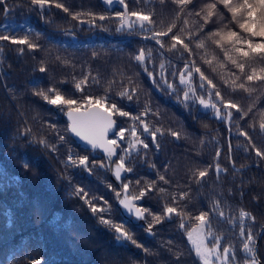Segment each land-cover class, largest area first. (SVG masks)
<instances>
[{
	"label": "trees",
	"instance_id": "obj_1",
	"mask_svg": "<svg viewBox=\"0 0 264 264\" xmlns=\"http://www.w3.org/2000/svg\"><path fill=\"white\" fill-rule=\"evenodd\" d=\"M55 2L69 11L54 4L41 9L31 0H0V35L26 38L37 45L29 49L26 44L0 41V264H34L36 260L40 264H201L186 238L201 212L208 214L206 229L212 235L208 245L218 240L220 251L228 247L230 264H264V231L256 257L253 254L264 227V159L254 150L264 151L260 128L264 82L247 81L208 39L210 33L227 30L228 22L222 23L219 13L207 17V5L214 0H190L183 7L173 0H126L130 11L154 18L147 24L154 31L175 25L173 33L185 42L190 33L198 37L189 45L192 55L181 46L169 51L171 34L160 49L140 29L117 32L120 22L115 13L124 11L120 4ZM100 15L106 19L100 21ZM198 43L204 47L198 48ZM141 50L145 60L137 62L134 57ZM189 60L213 79L226 100L249 112L245 120H239L235 109L231 124L226 114L224 121H218L210 108L200 105L197 111L192 85L199 100H215L200 89L199 74L190 79L189 97L184 100L179 76ZM41 67L46 71L41 73ZM262 67L259 62H247L246 72L256 68L260 75ZM162 77L174 87L154 82ZM77 83L81 90L76 89ZM40 93L49 99L56 94L80 100L89 95L129 112L128 117L114 116V131L125 129L126 139L118 141L112 168L123 158L131 171H123L116 180L105 156L69 135L63 117L66 109L50 105ZM140 119L152 131L160 129L158 149L151 136L143 133ZM133 128L149 148L137 145L125 153L123 149L133 142ZM241 130L250 134L251 143L239 136ZM171 131L179 138L171 136ZM109 138L116 137L112 133ZM70 156L77 163L70 162ZM82 156L88 157L86 167L78 166ZM201 170L208 175L199 179ZM125 183L129 184L127 196L146 193L135 201L137 207L148 210L138 222L119 205L117 193L122 194ZM83 194L86 199L80 198ZM92 205L103 208V213L93 214ZM166 207H175L177 213L166 217ZM241 212L246 213L243 218ZM101 218L111 220L113 227L102 224ZM115 226H121L140 247L131 240H117ZM248 233L254 237L251 242ZM245 243H249L247 251Z\"/></svg>",
	"mask_w": 264,
	"mask_h": 264
},
{
	"label": "snow or ice",
	"instance_id": "obj_2",
	"mask_svg": "<svg viewBox=\"0 0 264 264\" xmlns=\"http://www.w3.org/2000/svg\"><path fill=\"white\" fill-rule=\"evenodd\" d=\"M106 4H112L113 0H104ZM117 2L123 6L124 11L116 12L115 18L120 22L119 27L116 29L117 32L127 29L131 31L137 26L141 29L145 35V39H149L155 42L160 49L165 48L164 38L170 36L171 45L169 51L175 52L178 51V46H181L185 52L189 55H192V49L190 48V43L192 39H198V37H193L191 33L189 34L188 42H185V39L180 35L173 33L175 25L168 27L167 31H154L153 28L147 27L148 23H153L154 18L149 15H144L138 11H130L126 0H117ZM163 2V0H162ZM174 3L180 5L181 7L188 5L190 0H173ZM32 5H38L41 9L54 4L56 8L62 9L64 12H68L69 9L64 6L62 3L55 2V0H31ZM209 9L207 13L208 18H213L215 14L219 13L222 17V23L227 21V30L224 32L216 31L209 34L208 39L211 40L218 48L223 52V59L227 62H230L231 65L235 66L240 73L246 75L247 81L251 82L254 80H259L264 82V67L259 69L260 75H257V69L253 68L251 74L246 72V63L247 62H259L264 64V0H214L213 3L207 5ZM223 11H222V10ZM225 13L227 15H225ZM197 15H199L197 13ZM76 16H73V19H76ZM100 21H104L106 17L100 15L98 17ZM94 20L92 26H94ZM147 22V23H146ZM209 20H205V23H208ZM84 23V21H81ZM238 29V30H237ZM151 33V35H148ZM200 35H204V31L200 32ZM0 41H8L14 45H27L29 49H34L37 45L29 42L26 38H17L11 35H0ZM198 48L204 47L203 43L197 44ZM151 53H149V56ZM134 59L137 62H143L145 60L144 51L141 50ZM223 66V65H222ZM163 67V65H161ZM41 73L45 72L46 69L41 67L39 69ZM149 77H153L154 73L147 68H145ZM199 74L200 80V89L207 91L209 94L214 95L215 100L205 101L204 99L199 100V104L205 109L214 110L215 119L218 121H224L225 114L228 117V123L231 124L233 117L232 109L236 110V113L239 114V120L243 121L249 115V112H244L243 109L234 101L226 100L220 90H217V84L214 83L212 78H209L201 70V67H197L194 62H186L184 69L180 71L179 82L180 84L186 83V76L191 79L193 75ZM243 76L241 77V79ZM156 83H165L168 89H172L174 86L162 77L161 81ZM77 90H81V84L77 83L75 85ZM241 89L245 88V85L241 83L239 85ZM246 90V89H245ZM49 92L53 89H49ZM131 92H135V89H131ZM44 96V99L53 106H63L66 109L64 115L67 118L68 125L67 129L73 133L81 141L88 144L92 149H101L103 150L105 156L111 160V158L116 155L117 148L120 147L118 141H124L126 139L125 132L126 130L120 128L119 131H114V126L116 121L114 119L115 115L121 117H128L130 114L127 111L119 109L116 103H111L110 105L101 99H94L92 96L85 95L82 100L76 98H64L60 94H56L49 99L44 93H40ZM189 93H184V100L187 101ZM129 100L133 99L131 94L127 97ZM222 105V107H221ZM251 111V110H249ZM242 113V114H241ZM147 113H144L146 115ZM133 119H137L133 117ZM140 125L143 128V133H147L151 136L152 144L159 148V142L157 140V134L160 133V129L157 128L155 131H152L148 124L140 119ZM261 130H264V123L260 125ZM109 133H113L116 138H109ZM171 136L179 138V134L176 131H171ZM131 135L133 142L129 144L127 148H124L123 151L127 153L130 149H135L137 145L142 146L144 149L149 148V144L140 138L137 134L135 128L131 129ZM239 136L244 137L249 143H251L250 134L247 131H239ZM61 140L64 139L63 136L60 137ZM257 157L264 159V151L254 149ZM221 152L219 149L216 151L217 171L220 170V165L218 158L220 157ZM69 161L72 163H77L69 157ZM93 163H96L95 161ZM88 157L82 156L78 159V166H87ZM103 166V165H101ZM121 171H131L130 168H125L124 160L121 158L116 163V172L115 176L117 179H120ZM208 175V172L201 170L198 173V178L202 179ZM160 179L163 180L164 177L160 176ZM129 184H123V189L125 192L128 190ZM78 193H82V189H77ZM145 191L142 190L139 193V196H127L125 195L123 199H119V204L122 205L128 213L133 214L137 219H144V213L147 212V209H141L137 207L135 201L140 200L145 196ZM120 193H117V197H120ZM81 199H86V194L80 196ZM93 214L103 213L104 209L92 205L90 208ZM173 213H177L175 207H166L164 209V215L170 216ZM222 215V214H221ZM241 217L243 218L246 213L241 212ZM208 214L206 212H201L199 215L195 216L196 221L200 223L201 227L193 228L187 231V239L192 243L195 250L196 256L200 258L202 264H213L212 257L215 256L216 261L219 264H227L229 260L230 249L228 247L223 248L224 258L221 259L217 251L219 246V241L217 240L216 244L212 248L208 249L205 245V237L202 234V227L207 225ZM157 223L160 222L159 217H154ZM104 225L113 227L112 221L109 219L101 218L100 221ZM181 228H184L185 225L183 222L180 224ZM152 226L148 225L147 231L151 232ZM114 231L117 234L116 239L120 240H131L133 244H136L135 239L128 234L121 226H115ZM194 233L196 237L194 238ZM241 234L243 235V228L241 229ZM254 239L251 233L247 234V241L251 242ZM137 247H140L139 244H136ZM244 249L249 250V243L244 244ZM234 259V258H233ZM34 264H40L39 260L34 261ZM255 264V262H254Z\"/></svg>",
	"mask_w": 264,
	"mask_h": 264
},
{
	"label": "rangeland",
	"instance_id": "obj_3",
	"mask_svg": "<svg viewBox=\"0 0 264 264\" xmlns=\"http://www.w3.org/2000/svg\"><path fill=\"white\" fill-rule=\"evenodd\" d=\"M102 1L104 2V0H102ZM104 4H106V3L104 2ZM116 4H119V3L117 2V0H113V3H112V4H107V5H108V6H113V5H116ZM136 28L139 29L138 26H137ZM140 30H141V29H140ZM189 82H190V79L186 76V83H185V84H182V86L185 88V92H188V93H189ZM205 101L207 102V100H205ZM202 107H203V106H202ZM110 171H111V173H113V176L115 177V179L118 180V179L116 178V176H115L116 165H114L113 168H112V166H111V170H110ZM109 173H110V172H109ZM111 173H110V174H111ZM122 173H123V171H121V175H122ZM125 193H126V192H125V190L123 189L122 194L120 195V198H119V199H123V197L126 195ZM119 205H120V204H119ZM120 207H121V209H122V212H123L127 217L131 218L133 221L138 222V221L141 220V219H137L133 214L128 213L127 210L124 209V208L122 207V205H120ZM198 227H201L199 222H198L195 226H193L192 228H190L189 230H191V229H193V228H198ZM202 234H203V237L206 238V239H205V245H206V248H208V249L212 248L213 245H208V241L212 238V235L207 231L206 226H203V227H202ZM195 237H196V233H194V238H195ZM186 238H187V232H186ZM187 241H188V239H187ZM255 242H256V241H255ZM188 243H189L190 247L192 248V250L194 251V254H195V256H196V253H195V250H194V248H193L192 243L189 242V241H188ZM214 245H215V244H214ZM217 251H218V253H219V255H220V258L223 259V258H224V255H225L224 252H223V251H220L219 248H217ZM230 254H231V251H230L229 254H228L229 257H230ZM196 257H197V256H196ZM197 258H198L199 262L202 264V261L200 260V258H199V257H197ZM212 259H213V264H219V262L216 261L215 256H213ZM227 264H230V263H229V260H228ZM247 264H254V263H253V262H248Z\"/></svg>",
	"mask_w": 264,
	"mask_h": 264
},
{
	"label": "water",
	"instance_id": "obj_4",
	"mask_svg": "<svg viewBox=\"0 0 264 264\" xmlns=\"http://www.w3.org/2000/svg\"><path fill=\"white\" fill-rule=\"evenodd\" d=\"M187 62H191L190 60L189 61H187ZM194 75H195V73H194ZM194 75H193V77H194ZM192 77V78H193ZM193 84V83H192ZM192 92H193V94H194V97H195V100H196V103H197V111L199 110V107H200V104H199V99H198V97L196 96V94H195V90H194V87H193V85H192ZM54 109L56 110V108L54 107ZM63 117H64V119L67 121V118H66V116L63 114ZM67 123H68V121H67ZM115 127V126H114ZM69 132V135L76 141V142H78L81 146H83V147H85V148H87V149H89V150H91V151H97V152H99V153H101L103 156H105V154H104V152H103V150H101V149H92L88 144H86L85 142H83V141H81L79 138H77L73 133H71L70 131H68ZM112 133H109V136L111 135ZM105 158L107 159V161H108V163H109V172L111 173V166H112V163H113V158H114V156L111 158V160H109L106 156H105ZM248 166H246V167H243V168H239V169H235V170H242V169H245V168H247ZM264 231V227H262L261 229H260V231H259V233H258V236H257V239H256V242H255V244H254V250H253V254H254V257H256V250H257V246H258V242H259V239H260V237H261V235H262V232Z\"/></svg>",
	"mask_w": 264,
	"mask_h": 264
}]
</instances>
